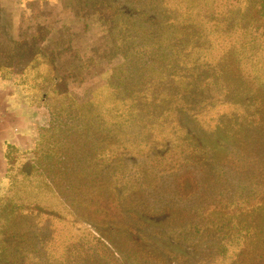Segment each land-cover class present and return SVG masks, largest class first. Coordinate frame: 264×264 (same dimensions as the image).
<instances>
[{"label":"rangeland","instance_id":"374dc122","mask_svg":"<svg viewBox=\"0 0 264 264\" xmlns=\"http://www.w3.org/2000/svg\"><path fill=\"white\" fill-rule=\"evenodd\" d=\"M260 4L0 0V75L37 56L48 93L5 148L0 264H264Z\"/></svg>","mask_w":264,"mask_h":264},{"label":"crops","instance_id":"0c3cea01","mask_svg":"<svg viewBox=\"0 0 264 264\" xmlns=\"http://www.w3.org/2000/svg\"><path fill=\"white\" fill-rule=\"evenodd\" d=\"M34 59L25 64L19 74L0 75V179L6 172V145L21 152L30 150L35 140L37 114L43 117L41 106L48 93L41 81L33 82L29 78L36 70Z\"/></svg>","mask_w":264,"mask_h":264},{"label":"trees","instance_id":"16d2710c","mask_svg":"<svg viewBox=\"0 0 264 264\" xmlns=\"http://www.w3.org/2000/svg\"><path fill=\"white\" fill-rule=\"evenodd\" d=\"M250 19L252 25L255 24L259 26L260 24H263L264 26V0H261L259 13L252 14ZM263 35L264 33L260 36L257 35L256 31L253 29H245L239 34V36H236V38H238V42L235 50L239 54L244 55L245 59H247L248 63H250L251 68H255L257 63V61L255 63L253 62V58L257 55L258 60L259 52L262 51L261 39Z\"/></svg>","mask_w":264,"mask_h":264}]
</instances>
